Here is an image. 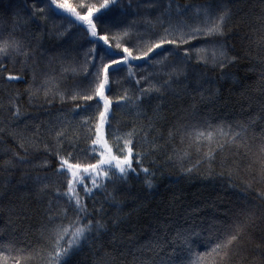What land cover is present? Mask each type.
<instances>
[{"label": "trees", "instance_id": "1", "mask_svg": "<svg viewBox=\"0 0 264 264\" xmlns=\"http://www.w3.org/2000/svg\"><path fill=\"white\" fill-rule=\"evenodd\" d=\"M44 3L50 0H0V33L4 36L14 33L34 51L27 66L21 62L23 57H0V68L8 69L0 71V233L3 234L0 242L12 241L18 247L27 245L29 248L45 244L41 231L50 225L49 201L52 200L55 207V189L64 190V178L56 172L59 167L56 152L59 150L61 156L72 152L75 157L84 159L91 145L90 125H86L85 120L91 118V124H95L98 115L95 100L89 102L92 107L85 111L82 100L71 99L73 92L87 86L94 78L96 68L88 56L93 47L89 42L91 38L78 26H72L69 31L68 21L54 5L51 7L56 15L50 14L46 20L43 14L34 15L32 5L42 7ZM150 3H156L157 7H148ZM176 3L189 10L207 4L230 7L232 18L228 21L226 35L217 39L227 45L229 57L236 60L223 69L212 68L197 63L193 55L187 79L173 85L175 91L165 89L163 95L145 96L139 107L132 101L120 105L116 101L125 92L133 98L139 96L141 87H148L143 79L146 75L161 80L162 77H152L159 66L147 58L132 62L134 76L128 75L126 65L110 69L111 90H106V94L113 105L110 127L106 126L108 139L111 142L114 131L123 134L135 128L138 133L136 151L145 153L143 166L155 175L146 178L137 168L139 175L130 173L127 181L114 177L107 182V193L97 190L94 197L87 199L90 210L93 199L96 209L103 206V219L109 222L111 230L85 243L70 264H105L110 258L106 254L119 255L120 252L130 261L132 257L127 253L130 248L134 251V241H148L153 231L163 225L169 226L172 233L177 228L201 231L212 223L219 226L246 222L248 213L255 214L254 223L249 227L250 238L234 250L228 264H264V198L259 196L264 192L259 164L260 149L264 146V28L261 25L264 0H176ZM166 6L167 0H119L104 16L105 27L117 31L119 27L132 25L128 46L139 44L141 37L154 39L160 28H154L148 20H155ZM191 18L189 11L188 19ZM205 42L195 40L191 46L200 47ZM191 46L184 45L177 50L178 55L170 58L169 65L182 58L184 50ZM96 47L102 52L105 46L100 42ZM173 47L164 46L165 49ZM159 54L167 55V52L157 49L151 57L160 59ZM94 63L99 66L98 60ZM68 65L78 67L79 71L64 73ZM85 70L89 75H85ZM9 74L22 79L8 81ZM48 77H55L59 88L47 98L43 91L33 96L30 89L39 88ZM136 80L141 83L137 84ZM184 84L188 87L184 88ZM200 91L206 96L211 94L212 100H201ZM60 92L65 94L63 102L60 95L55 94ZM193 103L197 105L195 118L190 115ZM17 106L19 117L14 114ZM182 120L201 123L207 120L213 124L227 121L233 124L234 130L241 121L250 123V127L243 138L244 147L229 144L223 152H217L211 167L205 161L192 173H187L185 168L192 167L201 156L193 149L191 158L181 162L174 154V149L186 147L180 143L179 135L169 138V132ZM61 130L66 133L62 148L56 139V133ZM144 132L148 133L147 140ZM154 145H160L158 150H152ZM146 179L152 180L153 187H148ZM45 183L52 187L41 192ZM86 183L91 185L90 180ZM113 192L122 205V212L112 206L109 194ZM117 215L123 220L118 227H112V218ZM204 247L200 239L194 240V248L202 250ZM185 257L186 253L180 250L172 259L177 264H187ZM30 264H38V259Z\"/></svg>", "mask_w": 264, "mask_h": 264}, {"label": "snow or ice", "instance_id": "2", "mask_svg": "<svg viewBox=\"0 0 264 264\" xmlns=\"http://www.w3.org/2000/svg\"><path fill=\"white\" fill-rule=\"evenodd\" d=\"M119 0H101L99 3L90 2V0H50V3H44L42 7L33 4L32 7L36 13L43 14V19L48 16L56 15L52 5L56 10H60L62 18L69 23V31L72 26L82 28L91 38L90 43L93 47L89 50L88 56L93 61L92 66L96 68L94 78L87 86H81L79 90L73 92L71 99L73 101L84 102V110L87 111L92 105L91 101H96L98 115L95 124H91V118L85 120L90 133L91 145L84 159L75 157L72 152L67 156H61L59 150L56 155L59 156V167L56 169L57 175L64 178V190L57 187L55 189V207L54 202L49 201L47 210L50 225L45 226L41 231V237L45 244L38 248H29L27 245L18 247L12 241L0 242V264H30L32 260L38 259V264H70L71 258L82 249V246L104 233L111 230L109 222L103 219L104 208H95L93 199V208L90 210L86 202L88 198L94 197L97 190L108 191L107 182L113 181L118 177L121 181H127L129 174L139 175L137 168L142 171L146 178L154 176L149 168L144 167L145 153L136 151L135 128L131 131L120 134L118 131L111 133V142L106 133V126L110 127V115L113 100L106 94L110 91L111 74L110 69L115 66L126 65L129 76H134L133 61L145 60L151 58L154 65L159 66V71L152 74V77H162L161 80H154L150 76H144L143 79L148 82V87H141L140 95L133 98L127 92L116 101L117 105L121 102L132 101L139 107L145 96L153 93L164 94L165 89H172L173 85L180 84L188 76L189 61L195 55L196 62L212 68L221 69L234 63L236 57H229L227 45L217 38H223L226 35L228 21L232 18V9L226 4L213 7L211 4L201 5L195 9L189 10L176 3V0H167L165 9L155 18L149 19L148 23L155 28L159 26L160 32L153 38H140V43L128 46V40L132 35V25L119 27L117 31L106 28L104 16L113 6L117 5ZM148 7H157L156 3H150ZM189 11L191 20L188 19ZM135 24V21H133ZM261 25L264 28V17H261ZM103 33V34H102ZM205 40L200 46H191L192 41ZM103 42L105 46L102 52L97 51L96 45ZM165 45L174 46L171 49H165ZM184 45H190L183 52V57L176 63L169 65L170 58L176 54L177 50ZM114 49L120 50L119 52ZM157 49H163L167 55H162L160 59L151 57V54ZM34 51L29 43L10 32L7 36L0 33V57L15 58L23 57L21 61L26 66L32 59ZM99 61L96 67L95 61ZM0 71L7 72L6 66L0 68ZM78 67L68 65L63 69L64 73H77ZM119 71V68H117ZM85 75H89L85 70ZM22 79L21 76H7L8 81ZM36 76L33 72V81ZM140 84V80H136ZM199 84L200 81H197ZM187 88V84L183 85ZM59 84L55 77H48L39 88L30 89L32 95L44 92L47 98L54 94V89H58ZM60 95L61 101L65 99V94ZM201 100H212V95H205V92H198ZM219 89L216 90V95ZM179 95V93H177ZM32 96H30V99ZM98 98V99H97ZM195 101V96L192 97ZM102 110H100V102ZM197 105L193 103L190 115L195 118ZM80 105L77 104V109ZM15 116H20V109L15 108ZM139 115V112L137 113ZM254 123V121H253ZM250 123L238 121L236 129L233 124L227 121L213 124L211 121L185 122L178 121L177 125L169 132V138L174 139L180 136V143L185 144L184 149H174V154L183 162L186 158H191V151L195 149L201 156L192 167L185 168L187 173H192L199 165L205 161L211 167L215 161L217 152H223L229 144L237 147H244L243 138L246 136ZM143 132V129H141ZM66 135L64 130L56 133L57 143L60 148L62 138ZM147 140L148 133H143ZM23 147V145H21ZM47 149V146H45ZM160 145H154L152 150H158ZM205 149H207L205 151ZM171 159V157H169ZM22 159V158H21ZM95 161V162H92ZM260 175L264 179V146L260 149ZM46 166V165H45ZM86 180L91 181L89 186ZM149 188L153 187L151 179H146ZM251 185H249L250 187ZM52 185L45 183L40 191L45 192ZM81 189L83 195L81 194ZM264 198V192L259 193ZM112 206L122 212V205L116 201L115 193L109 194ZM64 203L61 204L60 201ZM99 216V218H98ZM254 213H248L246 222L232 224H209L201 231L195 228H177L174 233L169 231V226L163 225L153 231L151 238L146 242L134 241V251L130 248L127 255L132 259L128 261L125 253L119 255H110L105 264H177L172 257L176 256L180 250L186 253L187 264H228L234 250L242 247L246 240L250 238L249 227L254 223ZM123 217L117 215L112 218L111 226L118 227ZM203 232V236H202ZM113 243L115 234H113ZM0 238L3 234L0 233ZM134 240V237H129ZM200 239L205 247L202 250L194 248V240ZM259 247V246H258ZM151 254V255H150ZM167 257V258H166Z\"/></svg>", "mask_w": 264, "mask_h": 264}]
</instances>
